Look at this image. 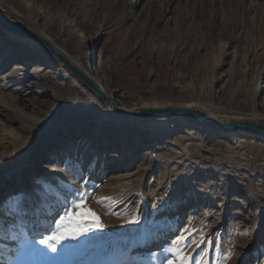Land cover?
<instances>
[{
  "label": "rangeland",
  "instance_id": "obj_1",
  "mask_svg": "<svg viewBox=\"0 0 264 264\" xmlns=\"http://www.w3.org/2000/svg\"><path fill=\"white\" fill-rule=\"evenodd\" d=\"M32 2L41 13L0 0L1 16L47 35L78 64L88 57L118 109L192 98L215 119L264 124V0ZM68 26L85 42L81 49ZM0 48V204L22 197L18 238L0 239V264H167L165 248L186 229L190 264L208 249L192 243L201 232L214 242L207 264H264V137L214 140L228 131L189 119L177 131L170 124L182 118L115 115L59 61L50 64L44 47ZM27 87L31 102L20 99ZM51 104L58 110L46 117ZM44 118L46 130L36 123ZM122 134L131 139L125 152ZM77 190L103 228L52 251L39 241L54 235L53 221ZM101 198L111 199L97 204ZM134 215L138 223L129 222Z\"/></svg>",
  "mask_w": 264,
  "mask_h": 264
},
{
  "label": "bare ground",
  "instance_id": "obj_2",
  "mask_svg": "<svg viewBox=\"0 0 264 264\" xmlns=\"http://www.w3.org/2000/svg\"><path fill=\"white\" fill-rule=\"evenodd\" d=\"M19 2H20V4H22L24 10L27 11V12L36 10V11H39L41 13V11L43 10L42 6H40L38 4H34L32 2V0H19ZM0 18H2V20H3V22L0 20L2 22V23L0 22V47H4V48H7V49H11L18 42H22V43L26 44L29 47L32 46L33 50H35L36 47H44L40 42L34 40L31 37V36H38L39 38L45 40L53 49H55L57 52H59L61 55H63L74 66V68L78 72H80L96 88L102 90L105 93V95L114 103V101H113V95H112L111 91H109L108 89H106L104 83L101 82V79H100L99 74H98L97 66H94L93 64L90 65V66L87 65L88 57L84 58V61H83L84 62V65L78 64L75 61H73V59L70 57V55L68 53H66L64 50L60 49L59 47H56L53 44V42L51 41V39L47 35L42 34V33H41L42 35H40V34L37 35L33 31L32 32H29V31H27L24 28L23 29L25 30V33L26 34L25 35L19 34L17 32H14L13 30H10V28L8 27L10 25L17 26L16 24H14L13 22H8L3 16H1V13H0ZM66 34H67V36H69L71 38V41L73 43V46H72L73 48H76V49L79 50V49H81L84 46L85 42L81 38H79L78 34L70 26L67 27ZM0 50H1V48H0ZM33 50L30 51L29 55L32 58H34L35 60H38L39 59V54H37ZM47 52L52 56V57L49 56L50 57V64H53V62L56 60L57 62L59 61L64 66L63 62H61L59 59H57L48 50H47ZM67 71L70 74H72L74 77H76L68 69H67ZM53 89H55V90L57 89L56 90V93H55L57 95L59 93H62L63 92V91H60L59 86H57V88L55 87ZM33 92L34 91L30 87L25 88L24 89V92L21 95V98L20 99H23L25 101L31 102V97L30 96H31V93H33ZM42 92H44V91H42ZM114 104H115V106L117 108L119 107V106H117L116 103H114ZM170 104L171 105H175V106H182V107H177V108L197 110V111H201V112L206 113L205 112L206 109H204L203 106H200L198 104V102L197 103L194 102V100L192 98L185 99L182 103H176V102H172V101L164 100V99L163 100H155L154 99L152 101L141 102V103H138V104L136 103V104H134V106H132V107H134L136 109H131V110H133V111H135V110L136 111H139V110H146V109L147 110H150V109H152V110L153 109H161V108H166L165 106L166 105H170ZM137 105H139V106H137ZM106 106H107V109L111 112V109H110V107H109V105L107 103H106ZM141 107H152V108H141ZM191 107H195V108L197 107L198 109H193ZM57 110H58L57 107L54 104H51V105L46 106L45 109L42 110V113L46 117L47 116H54V115H56ZM178 118H180V117H178ZM183 119H185V118L177 119V121H176L175 124H173V123L170 124L171 125L170 127L173 128V129H176L177 131L178 130L182 131V129L180 128V126L178 124H180V123H187ZM153 120L156 121V119H153ZM217 120H219V119H217ZM219 121H223V120H219ZM224 122H226V120H224ZM36 123L39 124V127L44 128V130H46V128L49 127L50 124H51L50 123V120H46L45 118L44 119H38ZM192 124H195V123H192ZM81 130H84L85 131L86 128L85 129L84 128H81ZM86 131H88V130H86ZM35 132H37V134H42L38 130H36ZM223 133H221L219 135H212V138L214 140H222V139L233 140V139H236L237 138V135L238 134H241L243 138H250L251 137V133H253V132L250 133L249 131H243V132H239L238 133L236 131H232V132H226L227 134H223ZM155 137H157V138H153V139L150 138V140L148 142H151L152 140H155V139H157V140L162 139L163 138V134H159V135H157ZM65 139L68 140V135L65 137ZM120 139H122V141H123L121 147H122L123 152H125L127 146L130 144L131 139L128 137L127 134L120 135ZM95 140H96L97 144H99L100 146H103V148H109L108 144L105 143V142L99 141V138L97 136H96V139ZM262 142L264 143V141H262ZM54 143H56V142H51L49 144H54ZM142 146H145V145H142ZM33 167H35L34 164H31V166L29 167L28 170L32 169ZM23 179H26V177H23Z\"/></svg>",
  "mask_w": 264,
  "mask_h": 264
},
{
  "label": "snow or ice",
  "instance_id": "obj_3",
  "mask_svg": "<svg viewBox=\"0 0 264 264\" xmlns=\"http://www.w3.org/2000/svg\"><path fill=\"white\" fill-rule=\"evenodd\" d=\"M78 165L70 164L69 168L75 169ZM89 197L87 193L80 194L79 190H77L76 200L71 202V207L66 208L64 210V215L60 217V221H53V223L57 224L56 229H54V235L51 237H47L45 239L40 240L41 244H45L46 248L51 249L52 251L56 250V243L65 238L75 239L77 236L84 234L85 232L93 231L95 229H102L103 225L99 222V216L90 208L87 204ZM111 198H101L97 200V204H103L105 200H109ZM21 196H13L9 198L5 203L0 204V239H12L16 240L18 238L17 234H15V216L18 213L19 206L21 203ZM3 217L12 218V223L6 226L5 220ZM67 221V223H65ZM85 221H94L95 227L92 226H84ZM130 223H138L139 218L134 215L133 219L129 221ZM188 232V235L178 236L175 240H173L172 246L165 248V252L171 253L172 258L167 260V264H190L192 257L190 255H185V251L188 249V239L191 237L192 233L189 230H185ZM19 235H23L20 233ZM32 244H35V241H31ZM193 244L196 247H199L201 244H207L208 249H211L214 246V242L212 240H208L203 236L201 232L199 240H193ZM218 247V245H216ZM208 249L204 252V257L198 264H207V253ZM2 254V253H0Z\"/></svg>",
  "mask_w": 264,
  "mask_h": 264
},
{
  "label": "water",
  "instance_id": "obj_4",
  "mask_svg": "<svg viewBox=\"0 0 264 264\" xmlns=\"http://www.w3.org/2000/svg\"><path fill=\"white\" fill-rule=\"evenodd\" d=\"M0 20L3 22L2 18ZM10 30L17 32L19 34L25 35V30L18 26H8ZM34 40L40 42L51 54H53L57 59L63 62L64 66L72 72L78 79L81 81L86 87L90 89L97 97L107 103L111 109V111L116 115L122 116H132V117H140V118H148V117H174V118H185L189 120H193L199 123L208 124L211 127H217L223 131H236L243 132L249 131L257 134L259 136L264 137V124L250 121V120H230V121H219L210 115L190 109H182V108H161V109H150V110H139L128 112L124 110L118 109L114 103L105 95V93L96 88L92 83H90L80 72H78L74 66L59 52L53 49L45 40L39 38L38 36H31Z\"/></svg>",
  "mask_w": 264,
  "mask_h": 264
}]
</instances>
